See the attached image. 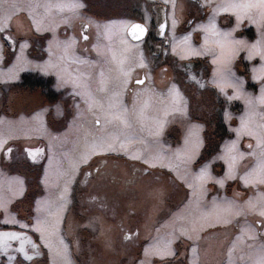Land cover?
Segmentation results:
<instances>
[{
    "label": "rangeland",
    "instance_id": "obj_1",
    "mask_svg": "<svg viewBox=\"0 0 264 264\" xmlns=\"http://www.w3.org/2000/svg\"><path fill=\"white\" fill-rule=\"evenodd\" d=\"M5 2H15L27 6L28 4H69L72 3L73 0H5ZM80 2L84 6L87 5L86 0H80ZM204 2L206 4H210V6H212L214 9L215 5L217 3H220L221 0H204ZM168 3L170 4V22L168 34L171 40V64L173 66V69L175 67V72H177L176 67L185 71L187 77V84L184 81L185 76L183 74L178 73H175V76L172 78L171 82L167 83L168 85L154 86L153 84L149 83V85L137 89L135 91L132 98V108H128V104H124L122 100V93L120 100L123 106L129 110V122L132 125V127L127 131L129 135L138 143L141 140H144L147 143L141 144L138 149L133 147V151L131 153H126L123 150H97L94 154L99 152H116L117 154H121L120 156L122 157L140 160L142 163L146 164L145 159L147 157L145 156V153L155 150L153 141L158 139L159 144L163 145L164 147L163 155L165 158L162 161L147 163L146 165L155 166L159 169L161 168V172H154V174L159 173L161 178H158V176H156V179L162 184H164V179H167V175L164 174L165 171L163 170L167 169L170 172H173L178 180L183 181L184 185H187L185 179L181 178L183 175L186 174V172H197L200 167H202L208 162H212V168V164L216 160L219 161L218 171L213 172L212 169H210L212 175L216 178H221L225 176L228 171L227 162L225 160L216 158L224 154L225 145L231 142V139L225 136L226 134L224 135V131L227 130L228 132L229 126L231 125V118L234 113L236 114L239 110L235 107V105L237 104H234V102L238 100V102L240 103L244 100L239 98L228 100L227 96H225L224 92L220 90L219 86L213 83V72L216 66L212 63L211 54L201 56L187 55L181 50V47L179 46L177 47V50L173 52L172 38L173 36H175V42L177 43V45H179L180 40H182L185 35L191 33L192 46L195 48H199L200 45L203 44L204 32L203 29L197 27V25L208 24L209 19L215 16V21L218 27L227 30L232 28L235 25L236 21H234L232 24L228 23V21H224V23H218V14L222 13L223 11H212L207 17V19L195 17V12L193 11L192 14H188V17L186 18V12L191 9L187 1L175 0V9H173L171 2ZM119 8H123V6H120ZM145 8L146 7H143V13L146 14L147 19L149 18V15L146 12ZM109 10L107 11L108 15L106 18L108 20L106 22H100L97 19L98 17L94 19V17L90 15L89 18L94 21V24H99L101 27L100 29H97V27L95 26V29L97 30L95 36H91V38L85 41L82 38V35L80 34V27L78 26H75L76 30L74 36L70 37L68 35V37L70 38H68L67 35L65 36V28L63 26L67 25V23L63 21L62 16L68 15L69 17H71L72 15L68 12V10H65V13L61 14L57 9H53V15L50 17V19L55 21L54 29L52 26H49L47 22L49 17L45 18V25L43 27V30H53L52 32H48L49 37L45 39L44 48L47 51V55L43 60L37 59L34 54L32 56L29 52L31 46L35 42L39 31H36L35 25L32 23V17L28 13L27 8L25 7L24 10L18 11L15 14L14 27L12 28L9 34L13 35L14 39L16 40V43L13 45L10 41L5 42L3 40H0V43H3V58L0 59V86L3 88V90H5V95L3 97L6 100L5 103H7L8 100V107H3L0 105V134H2L3 137L7 140V144L13 140H20L21 138H26L28 143L26 144V141H22V145H26L33 149H38V144L35 142V137L37 136V134L41 133L45 137V139L48 140L49 144H54L56 139H58V136L59 138L61 137V135L57 133L58 130H55L53 128L54 126H59L60 124L53 123L55 122V120L50 118V115L52 114V108L48 107V104L40 105L38 100L39 97L37 89L31 88L29 86H23L20 84L15 85V82L22 81L23 73H25L26 71H41L44 73H48L53 70H44L45 62L48 61L50 57L49 41L69 42L72 38H75V43L71 44V47L67 51H65L62 46L58 47L55 42L53 43L51 53L53 60L58 59L60 56H64L63 63L67 67L71 65L76 68L87 66L92 67L96 66L95 64H97L101 68H118L115 61L112 60L113 52L116 53L117 57L121 56L122 54L134 57L137 63L133 66V68L136 66L140 67L139 62L141 56L143 57V62L146 66H150L151 68H153L154 66L157 67L158 65H160V60L155 57L152 52L146 54L143 50L137 48H131L127 53L124 52L126 45L122 43V40H127L129 44H138L129 37L127 31H125L123 28V25H129L130 22L134 20V17H132V15H127L126 12L129 9L125 11L115 10L111 12ZM34 11L39 15L44 16L47 10L41 7L36 8ZM81 12L82 10L80 9L79 15L73 16L75 22H77L79 18L83 17L84 13L81 14ZM174 17L176 19L175 29H173L172 27V20ZM23 25H27V30L20 33L19 30H17L16 26H18V28L20 29L21 27H23ZM105 25L109 26L108 31H105ZM244 27H251L252 33L255 32V36L252 38L253 41H255L259 37L261 29L256 24L245 20L240 29ZM58 29L59 31H57ZM122 32L124 33L123 36L121 35ZM236 35L238 37H243L239 36V30L236 32ZM243 38L252 41L247 37ZM21 43H26V47L24 48L22 53L23 59L18 61L17 56L21 55ZM93 45H97L99 47V51L96 47H93ZM11 51H13V53H11ZM203 56L207 57V60L201 59L203 58ZM243 56L245 58L246 53L243 54ZM79 59H83L91 63L78 64L77 60ZM188 60L189 62H187ZM206 61H208V69L206 68V65L202 64V62ZM237 61L238 59L233 64V69L235 72L236 68H240ZM253 64H259L258 57L250 62V71L251 66ZM236 74L237 76L244 77L246 85V77L244 73L236 72ZM192 76H195L196 80H193L191 78ZM197 81H199V83ZM253 81L259 82L256 80ZM201 84H203V86H201ZM173 85L176 86V90H178L180 94L178 104L173 100L174 93L169 91L170 89H172ZM185 86L187 87L186 91ZM195 86H197V88ZM212 88L215 89L217 95L219 93L222 96L221 98L218 97L219 100H216L214 98L213 91H211ZM144 89H150L151 91H144ZM226 91L228 96H232L234 89L227 88ZM137 93H139V96L137 95ZM145 104H147V107H144ZM240 104H243V102H241ZM142 107H144V116L146 117V119L144 120H141L140 117L137 115ZM175 107H180L183 109V111H173L172 109ZM166 109L168 110V115L167 117H164L163 114ZM225 113H228V117H226ZM239 114V117L241 118V116H243V113L240 112ZM219 116L220 118H218ZM154 117L163 118L165 121L162 132L159 137L149 135V129H152L153 131L155 130L153 127L154 121L152 119ZM214 118H216V120L218 119V121H216ZM174 122H177L178 124L181 123L182 127L187 132L186 134H183L182 138H178L177 141L174 128L169 129L170 135L167 134V128ZM220 124L223 125V128L220 127ZM83 125L85 127L84 130H86L85 132H87L86 136L79 135L82 132L81 129ZM196 125H198L199 127L194 128L193 126ZM69 126L70 127L67 130H63V133H70L73 135L74 133H76L74 142L69 149L63 151L62 154L59 155V158H56L55 155L50 156L52 158L51 163L48 162V164L46 165L44 176L42 179L44 183L49 185L51 190L50 193H48L47 195L45 193L37 194V196H39L38 198H36L35 206H37L38 212L34 213L32 217L33 222L31 224V227L35 229L37 227V220L39 219L40 221H42L43 239L45 243H47L48 245L49 243H51L52 245L51 248L48 246L50 248L51 260L46 264H59L60 258L56 254V249L60 247L59 242L60 239H62V236H60L59 234L58 225L56 228L55 235L50 236L48 234L49 229L46 220L49 216V202L61 201V193L64 192L65 183L68 184L69 182H71L74 176L77 180L81 178L83 172L79 171V167L83 162H80V159L88 151L91 142L102 136L106 131H115V129L111 127L105 129L103 127V124L96 125L94 121L89 124L71 122L69 123ZM190 129L192 131L191 137H189ZM215 131H218V136L216 135V137L212 140L211 136L212 133ZM203 134H207V149H205V140L202 139ZM62 139L63 138H60L59 141H61ZM186 139H190L193 145L196 143L197 140H199L200 144L199 147L196 149L195 158L189 165V168L185 170L183 167H180L179 170H177V167L175 166L176 161H171L170 165L168 157H171L172 153L175 152V150L183 149L185 147ZM203 149H205V151L202 155V159L198 161V157L200 156V153H202ZM94 154L90 155L88 159ZM135 155H140L143 158H134ZM68 159L69 164L67 163ZM65 163H67V165L64 166ZM69 168L72 170L70 171ZM22 179L23 177H20L19 173H14L9 176L0 168V198H2V206H0V210L6 213V215H3V221H8L12 224L21 223L23 225H27L25 222H20V218L17 215L16 208H12L11 213H9L8 208V203L10 201H13L15 197L19 195V185L22 183ZM228 180L229 178L225 181L223 185L215 183L214 181L206 182L204 195L201 201L204 207L200 211L212 212L213 215L204 219H201L200 215L198 214L196 205L190 202L191 200H194V198L192 197V192L190 189H188V187V193H186L187 195L185 198L182 195H177L170 204L172 205L171 208H167L165 210H163L164 208L162 209L163 212L160 214L161 216L158 217L156 223L152 227L148 240L144 243L142 247H140L139 256L136 264H142V262H144V264H165L168 263L167 260L169 258H178L179 253L182 251H186V258L188 264H193V245H195L197 249L195 255L196 264H230V262L231 264H247V262L245 263L247 259L246 248L242 252V246H237V248L234 249L231 257H229L227 251V249L232 246L231 241L235 240L239 228H237L236 230H231L229 223L219 222L217 220V216L223 218L225 214L222 212L215 213L212 209V201L214 199L217 203L223 202L225 198L231 200L228 195V189L226 187ZM61 182L63 183L61 184ZM210 182L215 183L218 186V191L216 193H213V197L208 198L206 192L207 189H210V186L208 188L207 185ZM15 184L17 186H15ZM9 185L12 189L13 187L15 188V192H12L11 195L6 192V189L9 187ZM66 193L62 198L63 204L67 201ZM64 199L66 200L64 201ZM29 200H31V197L29 198ZM38 201L39 203H37ZM149 208L151 209V207ZM52 211H55V209H52ZM77 211V208H73V211L71 210L69 215V231L75 236L80 235L79 224L81 223V219H78L75 215ZM237 218L238 217H236V219L234 220H238ZM242 218L243 217H241L240 219V227H242L245 222V220H243ZM193 219L196 220L197 226L200 228L199 231H197L195 234L189 233V235H179L176 238H173L174 230L175 232H179L181 227H190V222ZM214 225H219V227L216 231L213 232V234L203 233L205 231L203 229ZM28 226H30V224H28ZM189 236H191L192 238L190 239ZM257 236L259 240V234H257ZM181 237L182 241H185L184 245H182L183 247L178 246ZM169 240H171V252L174 254L153 255L151 253V248L157 243V241H159L160 245H165ZM175 244H177V246H175ZM145 249H149L148 254L145 253ZM242 256L244 257L243 259L241 258ZM67 259L70 261V264H77L75 261L71 262L68 249ZM133 259H136L135 254L129 256L128 261H124L122 262V264H131ZM178 264L184 263L180 262ZM185 264L187 263L185 262Z\"/></svg>",
    "mask_w": 264,
    "mask_h": 264
},
{
    "label": "flooded vegetation",
    "instance_id": "obj_2",
    "mask_svg": "<svg viewBox=\"0 0 264 264\" xmlns=\"http://www.w3.org/2000/svg\"><path fill=\"white\" fill-rule=\"evenodd\" d=\"M185 1L189 3L192 9H190L191 11L189 10L190 12H186L187 14L185 13L186 18L188 14L190 15L194 11L195 17L207 19L213 11V7L210 6V4H206L204 0ZM86 2L87 5L81 9V14L84 13L83 17L75 22L74 17L71 16L70 22L63 26L65 28V36H74L76 30L75 26H78L80 27V34L82 37L87 35L89 39L97 33L94 21L89 18L90 15L94 17V19L98 17L97 19L100 22H106L108 20L106 18L108 15L107 11L109 9L110 12L129 9L126 13L127 15H132L134 20L130 22L128 28L134 23L144 24L147 28V32L139 41L133 39L127 31L129 37L138 43V49L143 50L146 54L152 52L153 55L160 60V65L157 67L136 66L133 68L131 74L132 79L129 81L122 95V100L124 104H128V108H132V98L135 91L149 85V83L154 86L168 85L167 83L171 82L175 73L183 74L185 76L184 81L185 83L187 82L185 71L176 67L177 72H175V67L173 69L171 64V40L168 34L170 22L169 3H166L165 0H86ZM157 5H164L166 7L168 26L165 36L167 37V42L165 38H159L156 35V12L154 8ZM120 6H123V8H119ZM143 7H146L145 10L149 15L147 19L146 14L143 13ZM89 19L92 23L88 28H83L82 22H87ZM224 21H228V23L232 24L236 21L235 15L226 12L218 14L217 22L224 23ZM26 26L27 25H23V27L19 29V32L22 33L27 30ZM52 31L53 30L46 29L38 32L35 42L29 50L32 56L34 54L37 59H45L47 55V51L44 48L45 39L49 37L48 32ZM57 31H59V29ZM239 32V36L247 37L253 41L252 38L255 36V32L252 33L251 27L239 29ZM11 53H13V51H11ZM243 54L245 53L242 52L238 58L237 63L240 68H236V72L244 73L246 77L245 90L253 94V96H258L260 94V82L252 80V74L249 69L250 62L244 58ZM201 59L207 60V57L203 56ZM187 62H189V60ZM202 64L206 65V68L208 67V61L202 62ZM95 65L96 66L81 68H76L71 65L68 68L72 72L79 69L81 72L91 73L89 79L93 87H95L96 82L100 79L99 73L101 69L104 70L106 77L116 75L117 68H101L97 64ZM30 73L36 74L35 80L37 85L35 88L38 92L39 103L40 105L48 104V107L52 108L50 118L55 120V122H53L54 124H60L53 128L58 130L57 133L60 134V138L63 139L59 141L60 138L58 136L54 144H49L48 140L40 133L35 137V142L38 144L37 147H39L38 149L41 151L22 145V141H26V144L28 143L26 138L13 140L6 144L7 146L5 145L4 149H0V168L9 176L14 173H19L20 177H23L22 183L19 185V195L8 203L9 213H11L12 208H16L20 222H25L27 224V227H25V225L21 223L12 224L8 221H3V215H6V213L0 210V232L22 234L15 239H9L7 241L10 245L7 251L0 248V264H46L50 262V248L48 247L49 245L45 243L42 236L43 222L41 221L35 229L31 227L33 222L32 217L34 213L38 212L37 206H35L36 198L39 196H37V194L45 193L47 195L51 190L49 185L44 183L42 179L45 167L49 162L50 156L55 155L56 158H59V155L62 154L63 151L72 146L76 133H74V135L63 133V130H67L70 127L69 123L78 122L89 124L94 121L93 117L88 112H84L83 115H78L79 109H77L76 104L80 103L81 108L84 107L81 98L72 93L71 84H60V76H58L55 70L48 73L41 71H26L23 75L26 74V76H28ZM146 75L147 78H145ZM139 79H144L143 85L136 84V80ZM19 84L25 86L22 82H15V85ZM186 86L185 91L187 88ZM109 87L114 91L120 90L119 87L114 86L112 81H110ZM195 87L197 88V86ZM211 91H213V96L216 100H219L218 97H222L219 93L217 95L214 88H212ZM4 95L5 90L0 86V105L8 107V100L7 103H5L6 100L3 98ZM99 95L103 96L104 94L101 93ZM241 102H243V104H240ZM241 102L239 103L238 100L234 102V104H237L235 107L239 110L232 116L228 132L227 130L224 131V135L226 134L225 136L231 139V141L236 140L235 129L240 126L239 113L242 112L244 115L248 107L245 101ZM256 110L257 112L264 111V106L258 105ZM218 118H220V116ZM214 119L216 120V118ZM216 121H218V119ZM220 127L223 128V125L220 124ZM84 128L83 125L81 129L82 132L79 134L80 136L87 135ZM171 128L175 129L176 141L178 138H182L183 134L187 133L181 123L178 124L174 122L169 125L167 128V134L169 135V129ZM216 135L218 136V131L212 133V140ZM202 139L205 140V149H207V134H203ZM250 143L253 145L255 144L254 137H248L247 135L242 136L237 145L239 151L244 153L250 152L251 149L248 148ZM8 147L12 148L11 153L7 152ZM205 149L200 153L198 161L202 159ZM29 150H31V152H29ZM120 155L121 154H117L116 152H99L94 154L79 167V171L83 172L81 178L77 180L74 176L71 182L67 184V201L63 204V210L59 214L60 220L58 230L64 243L68 246L67 249L71 262L75 261L77 264H122V262L128 261L129 256L135 254L136 259H133L131 264H136L140 247L148 240L152 227L156 223L158 217L161 216L160 214L163 210L172 207L170 204L177 195H182L185 198L187 195L186 193H188L187 185H184L183 181L178 180L173 172L162 169L165 171L164 174L167 175V179H164V184H162L156 179V176L161 178L159 173L154 174V172H161V168L149 166L142 163L140 160L130 159ZM68 161L69 159L67 163ZM218 162V160L213 162L211 168L213 172L218 171ZM67 163H65L64 166L67 165ZM255 164V158L248 156H245V158L239 162L236 173L237 178H229L226 185L231 200H236L243 204L249 197H257L261 192H264V188L254 184L246 185L244 181L240 179V177L244 175V171L249 170L251 167L255 166ZM69 170L71 171L72 169L69 168ZM62 183L63 182H61V184ZM207 185L208 188L210 186V189H207L206 195L208 198H211L214 196L213 193L218 191V186L212 182ZM15 186L17 185L15 184ZM14 190L15 188L13 187L12 189L9 185L6 192L11 195L12 192H15ZM30 197L31 200H29ZM66 199H64V201ZM149 207H151V209ZM73 208H77L78 211L75 215L78 219H81V223L79 224V236H75L69 231V215L70 211H73ZM234 219H236V217H234L232 223H230L231 230L240 228V225H237L236 222L239 221L241 223V217H238V220ZM242 219H247V221L251 223L253 215H248L246 218L243 217ZM28 224H30V226H28ZM38 227L42 230L38 231ZM218 227L219 225L206 227L203 229L205 230L203 233L213 234ZM254 227L257 234L264 233V228H261L259 225H255ZM21 241H23V251H21ZM183 241L181 237L178 246H182ZM175 246H177V244H175ZM167 262L168 263L165 264H178L180 262L184 264L186 262L188 264L186 255L178 258L175 257V259L169 258ZM246 262L247 259L245 263Z\"/></svg>",
    "mask_w": 264,
    "mask_h": 264
},
{
    "label": "snow or ice",
    "instance_id": "obj_3",
    "mask_svg": "<svg viewBox=\"0 0 264 264\" xmlns=\"http://www.w3.org/2000/svg\"><path fill=\"white\" fill-rule=\"evenodd\" d=\"M166 3L171 2L173 9H175V0H165ZM27 8L28 13L32 17V23L35 25L36 31L43 30L45 25V18L49 17L48 24L55 27V21L50 19L53 15L52 10L57 9L59 13H65L68 10L72 16H78L79 10L84 7L80 0H73L69 4H28L27 6L9 2L6 3L5 0H0V40L5 42H12L14 45L16 40L13 35H10L12 28L14 27V16L18 11H22ZM45 8L47 11L44 16L39 15L34 10L36 8ZM214 12L223 11L226 13H234L236 18L235 25L230 29H221L218 27L215 21V16L209 19L208 24H200L197 27L203 29L204 37L203 44L199 48H195L191 44V33L185 35L182 40H180L179 45L175 42V36H173V47L172 50L175 52L177 47H181V50L187 55H206L211 54L212 63L216 66L213 72V83L217 84L228 100L235 98L243 99L247 104V110L243 116L240 118V126L235 129L236 140L231 141L225 145L224 154L218 156L216 159H222L227 162L228 171L224 177L216 178L211 173V163L208 162L199 168L197 172L188 173L186 172L181 178L185 179L188 189L192 192V197L194 200L190 202L194 203L197 208V212L201 219L212 216V212H201L200 210L204 207L201 203L202 197L205 191V184L208 181H214L223 185L228 178H237V168L241 160L248 157H254L256 160L255 166L251 167L249 170L244 171V175L240 177L247 184H254L261 188H264V111L257 112V106H264V0H221L220 3L215 5L213 9ZM65 23L70 22V17L68 15L62 16ZM247 20L253 24H256L260 29V35L255 41H249L246 38L238 37L236 32L242 27L243 22ZM92 23L89 19L87 22H82L83 28H88ZM176 19L172 20V27L175 29ZM17 30H19L18 26ZM97 29H100V25H96ZM161 28L164 25H160ZM105 31L109 30V26H104ZM125 31H130L131 36L139 41L141 37L147 32V28L144 24L134 23L131 24L130 29L127 24L123 25ZM123 32L121 35L123 36ZM85 41L88 40V36L84 35L82 37ZM56 43L58 47L62 46L65 51H67L71 44L75 43V38H72L69 42L60 41H49V60L45 62L44 70L53 69L60 76V84H71L72 93L81 98V102L84 105L81 108V104L77 103L76 107L79 109L78 115H83L84 112H88L93 117L94 123L96 125L103 124L105 129L111 127L115 131H106L102 136L93 140L88 148V151L81 157L80 162H86L88 157L94 154L97 150L100 151H117L123 150L126 153H131L133 147L139 148L141 144L147 143L144 140L139 141V143L133 139L129 133L128 129L132 127L129 122V110L123 106L120 97L127 88L129 81L132 79L133 66L137 63L134 57L128 55H121L117 57L116 53H112V60L117 64L116 75L106 77L105 72L101 69L99 75L100 79L96 82L95 87L92 86L89 77L91 73L81 72L77 69L75 72L69 70V68L63 63L64 56H60L58 59L53 60L52 58V47L53 43ZM122 43L126 45L124 52L127 53L131 48H137L136 44H129L127 40H122ZM26 43L20 44L21 55L17 56V60L23 59L22 53ZM99 51L97 45H93ZM2 49L3 43H0V59H2ZM246 53L245 58L248 61H253L255 58H259V64H253L251 66V78L253 80L260 82V94L258 96H253V94L246 92L244 89L245 79L242 76H237L233 69L234 62L240 57L241 53ZM78 64L91 63L89 61L79 59ZM140 67H146L143 62V57H140ZM147 78V75L146 77ZM196 80L195 76L191 77ZM112 81L114 86L119 87V91H114L109 87V83ZM199 83V81H197ZM137 85H143L144 79L136 80ZM203 86V84H201ZM234 89L233 95L228 96L226 89ZM144 91H151L150 89H144ZM174 93L173 100L178 104L180 94L176 90V86L173 85L172 89L169 90ZM104 94L100 96L99 94ZM139 96V93H137ZM147 107V104L144 105ZM144 107H142L137 114L141 120L146 119L144 116ZM135 110V105H134ZM173 111H183L180 107H175ZM164 117H167L168 110L164 111ZM228 117V113H225ZM154 121L152 129H149V135L159 137L164 126V119L159 117L152 118ZM198 128L199 126H193ZM192 131H189V137H191ZM244 135L248 137L255 138V144H249L248 148L251 149L250 152L244 153L239 151L238 141ZM7 144V140L0 134V149H4ZM200 141L197 140L193 145L190 139L185 140V147L183 149H177L172 153L171 157H168L170 165L171 161H176L177 170L183 167L185 170L189 168V165L193 161L196 155V149L199 147ZM154 149L145 153L147 157L145 163H152L156 161H162L165 157L163 155L164 147L159 144L158 139L153 141ZM37 151H41L37 149ZM7 152L11 153L12 148L8 147ZM31 152V150H29ZM134 158H143L140 155H135ZM52 158L49 157V162L51 163ZM59 179V177H58ZM67 192V183L64 186V192L61 193V201L49 202V216L46 220L49 229V235L56 234V228L60 220V212L63 210L62 198ZM39 203V201L37 202ZM0 206H2V198H0ZM55 209V211H52ZM212 209L215 213H224V217L221 218L217 216V220L222 223H232L234 217H247L248 215H253V220L251 223L245 219L242 227L239 228L238 234L234 241H231V247L227 249L229 257H231L234 249L237 246H242L241 251L247 249V264H264V233L259 234V240L257 233L255 231V225H259L264 228V192H261L257 197H249L243 204L236 200L224 199L223 202L217 203L214 199L212 201ZM41 221L37 220V225ZM239 225V221L236 222ZM190 227H181L179 232H173V238L179 235H189V233L195 234L200 228L197 226V222L193 219L190 222ZM27 227V225H25ZM38 231H41L39 227ZM21 233L13 232H0V248L7 251L10 245L8 244L9 239H15L21 236ZM191 239L192 237L189 236ZM60 247L56 249V254L60 258L59 264H70L67 259V245L64 243L63 239H60ZM171 240H169L165 245H160L159 241L151 248V253L153 255H170L174 254L171 252L170 248ZM49 247L52 245L49 243ZM21 251H23V241H21ZM196 247L193 245L192 252L194 256L193 264H196L195 255ZM145 253H149V249H145ZM244 258L243 256L241 257ZM144 264V262H142ZM231 264V262H230Z\"/></svg>",
    "mask_w": 264,
    "mask_h": 264
},
{
    "label": "water",
    "instance_id": "obj_4",
    "mask_svg": "<svg viewBox=\"0 0 264 264\" xmlns=\"http://www.w3.org/2000/svg\"><path fill=\"white\" fill-rule=\"evenodd\" d=\"M154 9H155V12H156V20H155L156 35L159 38H165V40L167 42V37L165 36L166 30H167V26H168L167 15H166V7L164 5H157V6H155ZM162 24L164 25L163 28L160 27V25H162ZM128 33L131 36V32L128 31ZM184 243H185V241H183V245H184ZM185 255H186V251H182L178 257H182V256H185Z\"/></svg>",
    "mask_w": 264,
    "mask_h": 264
},
{
    "label": "trees",
    "instance_id": "obj_5",
    "mask_svg": "<svg viewBox=\"0 0 264 264\" xmlns=\"http://www.w3.org/2000/svg\"><path fill=\"white\" fill-rule=\"evenodd\" d=\"M27 77H28V79H27ZM35 77H36V74H31L30 73L28 76H26V74H25V75L22 76V81L21 82L25 86H29L31 88H35V86L37 85ZM31 78H32V80H31Z\"/></svg>",
    "mask_w": 264,
    "mask_h": 264
}]
</instances>
